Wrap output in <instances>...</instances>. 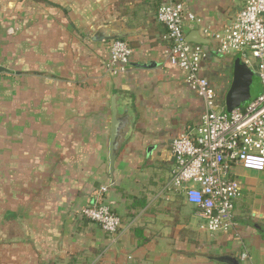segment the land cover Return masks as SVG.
Instances as JSON below:
<instances>
[{
  "label": "crops",
  "instance_id": "1",
  "mask_svg": "<svg viewBox=\"0 0 264 264\" xmlns=\"http://www.w3.org/2000/svg\"><path fill=\"white\" fill-rule=\"evenodd\" d=\"M163 1L0 0V264H264V170L234 169L227 233L200 232L198 209L169 186L170 141L203 103L164 60ZM179 1L201 20L184 21L186 39L245 2ZM115 38L132 49L118 73L106 66ZM204 45L200 74L222 99L237 55ZM112 98L130 120L113 179ZM101 186L121 218L112 234L79 213Z\"/></svg>",
  "mask_w": 264,
  "mask_h": 264
},
{
  "label": "built area",
  "instance_id": "2",
  "mask_svg": "<svg viewBox=\"0 0 264 264\" xmlns=\"http://www.w3.org/2000/svg\"><path fill=\"white\" fill-rule=\"evenodd\" d=\"M155 18L166 29L165 62L181 72L182 82L203 103L196 125L170 141L174 164L169 186L198 209L200 232L227 233L236 225L234 204L242 191L234 169L264 170V0H245L224 27L201 29L218 55L240 54V60L259 78L261 89L257 95L231 110H226L224 101L200 74L207 54L205 45L185 38L184 21L200 24L201 20L179 0H164ZM131 56L127 40L111 39L106 66L113 73L121 72ZM106 191L107 186H101L79 213L112 234L121 226V218L106 198Z\"/></svg>",
  "mask_w": 264,
  "mask_h": 264
},
{
  "label": "water",
  "instance_id": "3",
  "mask_svg": "<svg viewBox=\"0 0 264 264\" xmlns=\"http://www.w3.org/2000/svg\"><path fill=\"white\" fill-rule=\"evenodd\" d=\"M188 42L208 44L209 40L198 35L196 38L186 39ZM1 70V67H0ZM260 81L258 76L240 59L239 62L234 60L232 68V78L230 84L223 97L226 110L252 100L260 91ZM111 130L109 139V165L110 174L113 179L114 169L113 164L118 155L120 146L124 139L125 128L130 123L128 114L120 115L116 107V102L112 98L111 102Z\"/></svg>",
  "mask_w": 264,
  "mask_h": 264
},
{
  "label": "rangeland",
  "instance_id": "4",
  "mask_svg": "<svg viewBox=\"0 0 264 264\" xmlns=\"http://www.w3.org/2000/svg\"><path fill=\"white\" fill-rule=\"evenodd\" d=\"M247 58H249V60H251V57H250L249 55H247ZM239 59H241V55H240V54H238V55L236 56L235 60L239 62ZM220 98H221V97H220ZM222 99H223V98H222Z\"/></svg>",
  "mask_w": 264,
  "mask_h": 264
},
{
  "label": "trees",
  "instance_id": "5",
  "mask_svg": "<svg viewBox=\"0 0 264 264\" xmlns=\"http://www.w3.org/2000/svg\"><path fill=\"white\" fill-rule=\"evenodd\" d=\"M67 264H79V263L76 260L71 259V260L68 261Z\"/></svg>",
  "mask_w": 264,
  "mask_h": 264
}]
</instances>
